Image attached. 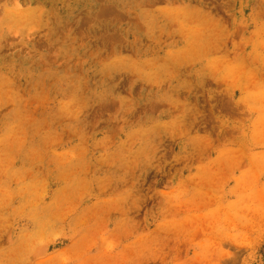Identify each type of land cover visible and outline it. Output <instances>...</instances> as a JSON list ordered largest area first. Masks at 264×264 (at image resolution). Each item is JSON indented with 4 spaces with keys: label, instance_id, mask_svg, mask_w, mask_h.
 <instances>
[{
    "label": "rangeland",
    "instance_id": "rangeland-1",
    "mask_svg": "<svg viewBox=\"0 0 264 264\" xmlns=\"http://www.w3.org/2000/svg\"><path fill=\"white\" fill-rule=\"evenodd\" d=\"M0 264H264V0H0Z\"/></svg>",
    "mask_w": 264,
    "mask_h": 264
}]
</instances>
